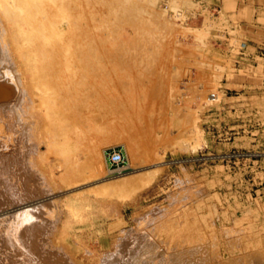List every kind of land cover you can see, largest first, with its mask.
<instances>
[{"label": "rangeland", "instance_id": "1", "mask_svg": "<svg viewBox=\"0 0 264 264\" xmlns=\"http://www.w3.org/2000/svg\"><path fill=\"white\" fill-rule=\"evenodd\" d=\"M61 2L39 78L0 6V264H264V0Z\"/></svg>", "mask_w": 264, "mask_h": 264}, {"label": "bare ground", "instance_id": "2", "mask_svg": "<svg viewBox=\"0 0 264 264\" xmlns=\"http://www.w3.org/2000/svg\"><path fill=\"white\" fill-rule=\"evenodd\" d=\"M61 0H0V6H1V9H3V10H5V12H3V14H5L6 15V17L9 19L8 20V22H11L12 23V25H14V26H16L17 28H16V30H14L15 32H17V34H18V36H16L17 37V42L19 43V45L20 46H22L23 48H24V50H23V53L26 51V49L27 50H29V52L28 51H26L25 52V56L27 55L28 57L30 56V58H29V61H28V59H25L26 61H28L27 63L25 62V64H28V66L27 67H29L30 66V71H31V73H34L33 71H32V69L34 70V71H36L37 73H39L40 72V75H38V77H37V74L35 75V73L33 74L34 75V78H39V76H41L42 74H41V72L42 73H45V71L46 72H49V71H47V68H49L48 66L49 65H51V64H53L54 65V63H52L53 61L54 62H58V60L57 61H55V60H50L49 59V53H48V55H47V53L45 54V52H44V54L45 55H47V56H45V57H41V55L43 54V53H41V51H42V49H43V47H46V48H48V47H50V41L49 40H51V38L54 36L55 38V40H57V37H59V39L62 41L64 38H63V36H64V33H67V32H69V33H72V34H74L75 33V30L74 29H64V28H58V25H64V24H69V21L67 22V20H66V18H64L65 16L67 17V19L69 18L68 17V15L69 14H65V13H63V12H66L67 11V9L62 5V3L63 2H61L60 4L61 5H59L58 4V2H60ZM96 2H97V0H95ZM103 1V0H102ZM106 1V0H105ZM110 1V0H109ZM122 1V0H121ZM124 1V0H123ZM99 2V1H98ZM102 3V2H101ZM126 3V2H125ZM124 3V4H125ZM129 3H131V2H129ZM65 4H68V1H67V3H65ZM71 4V3H70ZM95 4V3H94ZM98 4V3H97ZM106 4V3H105ZM109 4V3H108ZM119 4V3H118ZM78 5H79V3H78ZM102 5V4H101ZM110 5V4H109ZM122 5V4H121ZM113 5H111V7H112ZM120 6V5H119ZM67 7V6H66ZM57 8V10L59 11L58 13H63V17H61V19H60V16L61 15H58V14H54L55 13V9ZM68 8H71V7H68ZM115 8V7H114ZM117 8V7H116ZM119 8V7H118ZM121 8H123V7H121ZM65 9H66V11H65ZM120 9V8H119ZM110 11H112V10H110ZM109 11V12H110ZM118 11V10H117ZM124 11V10H123ZM70 12V11H69ZM119 12V11H118ZM122 13V12H121ZM64 14H65V16H64ZM74 14H76V13H74ZM4 15V16H5ZM54 15H58V17L59 18H56L55 17V19H59V20H61V21H58V23H57V28L54 26L53 27V29L54 28H56L55 30H50L51 28H50V22H48V21H50V19H52L53 17L52 16H54ZM72 16V15H71ZM76 16V15H75ZM107 16V15H106ZM149 16V15H148ZM77 17V16H76ZM54 18L52 19V21L53 20H55ZM111 19V18H110ZM57 21V20H56ZM66 21V22H65ZM53 25H55V23L53 24L52 23V26ZM28 27V28H27ZM76 28V27H75ZM82 29V28H81ZM43 30H44V33L45 32H48L49 30L50 31H53V33H52V35H50V34H46V35H43L44 33H43ZM77 30V29H76ZM79 31H80V29H78ZM86 30V29H85ZM85 30H84V32H85ZM94 30H96V28L94 29ZM98 30V29H97ZM82 31V30H81ZM80 31V32H81ZM12 32V31H11ZM77 32V31H76ZM43 33V34H42ZM82 33V32H81ZM86 33V32H85ZM87 33H88V31H87ZM96 33V32H95ZM20 34V35H19ZM79 34V33H78ZM15 35V34H14ZM63 35V36H62ZM75 35L77 36V34L75 33ZM82 35V34H81ZM99 35V34H98ZM7 36V35H6ZM51 38H50V37ZM62 36V37H61ZM90 36V35H89ZM93 36V35H92ZM16 37H15V39H16ZM65 37H66V35H65ZM81 37V36H80ZM91 37V36H90ZM97 37V36H96ZM4 38V37H3ZM74 38V37H73ZM92 38V37H91ZM6 39V38H5ZM5 39H3V41H5ZM42 39L44 40L43 42H42ZM53 39V38H52ZM68 39V38H67ZM70 39V38H69ZM69 39H68V41H69ZM82 39H85V37H83V38H81V40ZM99 39V38H98ZM19 40V41H18ZM64 41V40H63ZM67 41V42H68ZM71 41V40H70ZM69 41V42H70ZM53 42V41H52ZM65 42V41H64ZM67 43V44H70V43ZM21 43V44H20ZM63 43V42H62ZM66 43V42H65ZM77 43V42H76ZM15 44V43H14ZM53 44V43H52ZM18 45V46H19ZM71 45V44H70ZM68 46V47H71V46ZM81 46H82V48L84 49L85 47H83L84 45H82L81 44ZM2 47V46H1ZM0 47V48H1ZM21 47V48H22ZM65 47V46H64ZM78 47V46H77ZM80 47V46H79ZM55 48V47H54ZM53 48V49H54ZM66 48V47H65ZM67 49V48H66ZM32 50V51H31ZM52 50V49H51ZM78 50V49H77ZM31 51V52H30ZM45 51V50H44ZM48 51V50H47ZM79 51V50H78ZM77 51V52H78ZM86 52V51H85ZM84 52V53H85ZM51 54V53H50ZM56 54V53H55ZM69 54V53H68ZM74 54V53H73ZM83 54V53H82ZM86 54H87V52H86ZM91 54V53H90ZM23 55V54H22ZM85 55V54H84ZM88 55V54H87ZM114 55V54H113ZM110 56V55H109ZM125 56V55H124ZM73 57V56H72ZM87 57V56H86ZM119 57V56H118ZM53 58V57H52ZM71 59V58H70ZM83 59H85V58H83ZM88 59H90V56L88 57ZM115 59V58H114ZM79 60V59H78ZM69 61V60H68ZM83 61H86V60H83ZM89 61V60H88ZM59 62H60V60H59ZM63 62V61H62ZM66 62V61H65ZM75 62H77V61H75ZM72 63H73V61H72ZM80 63V62H79ZM91 63H93V62H91ZM58 64V63H57ZM57 64H55L56 66H57ZM55 65H54V67H55ZM59 65V64H58ZM61 65V64H60ZM76 65V64H75ZM118 66V65H117ZM60 68V67H59ZM142 68V67H141ZM51 69H53L52 67H51ZM61 69V68H60ZM88 69V68H87ZM118 69V68H117ZM48 70H50V68L48 69ZM54 70V69H53ZM64 70H65V68H64ZM84 70V69H83ZM86 70V69H85ZM107 70V69H106ZM51 72H52V70H50ZM56 71V70H55ZM67 71H69V70H67ZM71 71V70H70ZM78 71H82V70H78ZM120 71V70H119ZM51 72H49L50 74H51ZM59 72H61V71H59ZM72 72V71H71ZM70 72V73H71ZM107 72V71H106ZM117 72V71H116ZM30 73V72H29ZM48 73V74H49ZM54 73V72H53ZM68 73V72H67ZM73 73V72H72ZM78 73V72H77ZM83 73V72H82ZM141 73V72H140ZM110 74V73H109ZM112 74V73H111ZM128 74V73H127ZM139 74V73H138ZM56 75H58V74H56ZM62 75V74H61ZM64 75V74H63ZM97 75V74H96ZM130 75V74H129ZM72 76V75H71ZM116 76V75H115ZM122 76V75H121ZM127 76V75H126ZM139 76V75H138ZM43 77V76H42ZM42 77H40V79L42 78ZM52 76H50V78H51ZM61 76H59V78H60ZM79 77V76H78ZM77 77V78H78ZM81 77V76H80ZM131 77V76H130ZM141 77V76H140ZM53 78V77H52ZM51 78V79H52ZM56 78V77H55ZM93 78V77H92ZM108 78V77H107ZM116 78V77H115ZM57 79V78H56ZM55 79V80H56ZM67 79H69V78H67ZM74 79V78H73ZM84 79V78H83ZM82 79V80H83ZM104 79V78H103ZM109 79H111V78H109ZM141 79V78H140ZM145 79V78H144ZM42 80H43V78H42ZM127 80V79H126ZM149 80V79H148ZM37 81V80H36ZM50 82L52 81V80H49ZM58 81V80H57ZM131 81V80H130ZM129 81V82H130ZM140 81V80H139ZM1 82V81H0ZM44 82H47V80H45V78H44ZM72 82V81H71ZM3 83V82H2ZM1 83V85H0V90H2L3 89V87L5 86H3L2 87V84ZM53 83V82H52ZM106 83V82H105ZM117 83V82H116ZM131 83H132V81H131ZM5 84H7V82L5 83ZM39 85H41L42 87H44V88H46V87H48L49 86V84L47 83H42V84H40V83H38ZM56 84H58V83H56ZM72 84V83H71ZM96 84V83H95ZM107 84V83H106ZM111 84V83H110ZM130 84V83H129ZM61 85V84H60ZM143 85V84H142ZM7 86V85H6ZM51 86V85H50ZM63 86V85H62ZM79 86V85H78ZM98 86V85H97ZM111 86V85H110ZM117 86V85H116ZM133 86V85H132ZM131 86V87H132ZM1 87H2V89H1ZM56 87V86H55ZM91 87V86H90ZM95 87V86H94ZM109 87V86H108ZM114 87V86H113ZM145 87V86H144ZM5 88V87H4ZM11 88V87H10ZM40 88V87H39ZM66 88V87H65ZM87 88V87H86ZM99 88V87H98ZM102 88V87H101ZM101 88H99L100 90H101ZM125 88H127V87H125ZM6 89V88H5ZM47 89V88H46ZM53 89V88H52ZM122 89V88H121ZM139 89H140V87H139ZM88 90V89H87ZM102 90H103V88H102ZM109 90V89H108ZM128 90V89H127ZM131 90V89H130ZM52 91H54V90H52ZM68 91V90H67ZM85 91V90H84ZM111 91V90H110ZM7 92V91H6ZM97 92H98V90H97ZM40 93V92H39ZM47 93H48V91H47ZM58 93V92H57ZM62 93V92H61ZM95 93H96V91H95ZM14 94V93H13ZM12 94V95H13ZM89 94V93H88ZM47 95V94H46ZM46 95H44L45 97H46ZM73 95V94H72ZM124 95V94H123ZM68 96V95H67ZM6 97V96H5ZM10 97V96H9ZM48 97V96H47ZM78 97V96H77ZM93 97V96H92ZM109 97V96H108ZM117 97V96H116ZM87 98V97H86ZM86 98H84V99H86ZM9 99V98H8ZM7 98H6V100H8ZM57 99V98H56ZM73 99V98H72ZM83 99V98H82ZM97 99V98H96ZM101 99V98H100ZM22 100V99H21ZM67 100V99H66ZM79 100V99H78ZM99 101V100H98ZM93 104V103H92ZM67 107V106H66ZM54 109V108H53ZM65 109V108H64ZM50 111L52 112V110L50 109ZM53 113H54V110H53ZM52 113V114H53ZM56 114V113H55ZM62 114V113H61ZM65 115V114H64ZM56 118V117H55ZM55 118H53L54 119V122L57 120V119H59V118H57V119H55ZM68 119V118H67ZM59 120H62L61 118L59 119ZM58 121V120H57ZM63 122V121H62ZM99 125V124H98ZM114 125V124H113ZM102 126V125H101ZM110 126V125H109ZM106 127V126H105ZM67 128V127H66ZM62 129V128H61ZM39 131V130H38ZM53 131V130H52ZM106 131V130H105ZM6 133V132H5ZM4 135V134H3ZM2 135V136H3ZM52 135V134H51ZM7 136V135H6ZM9 137V136H8ZM65 137V136H64ZM7 138V137H6ZM62 138V137H61ZM21 139V138H20ZM66 140V139H65ZM70 140V139H69ZM65 142H67V141H65ZM10 144V143H9ZM65 144V143H64ZM1 145H2V143H1ZM1 148V147H0ZM11 148V147H10ZM95 149V148H94ZM65 151V150H64ZM70 151V150H69ZM95 151V150H94ZM96 152V151H95ZM37 154V153H36ZM69 154V153H68ZM98 154V153H97ZM71 155V154H70ZM92 155V154H91ZM64 156V155H63ZM67 156V155H66ZM98 156V155H97ZM27 158V157H26ZM71 158V157H70ZM98 158V157H97ZM96 159V158H95ZM100 160H101V158H100ZM98 161V160H97ZM71 162H73V161H71ZM88 162V161H87ZM91 162V161H90ZM99 162H101V161H99ZM102 163V162H101ZM100 163V164H101ZM75 164V163H74ZM98 164V163H97ZM70 165H72V164H70ZM103 165V164H102ZM68 166H69V164H68ZM93 167V166H92ZM69 168V167H68ZM126 168V167H125ZM73 169H75V168H73ZM72 169V170H73ZM92 168H90V170H91ZM149 168H147L146 170H147V173L145 174V175H142L141 177L139 176V177H135V174L138 176V174L141 172V170H140V172L139 173H134V172H128V173H122V174H119V175H102L101 174V172H99L100 173V175H102V176H104V177H102V176H100L102 179L101 180H99L100 182V186H102V190L103 191H107V192H109V190L110 191H112L113 192V194L114 193H117V194H119L120 193V195H121V193L122 194H124V193H128V192H130V190L132 191V189L134 190H136V189H139L140 187L142 188L148 181H149V178H150V176L152 175V174H150V170H152L151 168L148 170ZM75 170H77V168L75 169ZM79 170V169H78ZM87 170V169H86ZM92 170H94V168L92 169ZM143 170V169H142ZM71 171V170H70ZM122 171V170H121ZM144 171V170H143ZM156 171V170H155ZM72 172V171H71ZM71 172H69V174L71 173ZM84 172V171H83ZM89 172V171H88ZM96 172H98V171H96ZM106 172V171H105ZM109 172V171H108ZM120 172V171H119ZM149 172V173H148ZM112 173V172H111ZM134 173V177L135 178H133V174ZM145 173V172H144ZM61 174V173H60ZM86 174V173H85ZM89 175L91 174V173H88ZM88 174H86L87 176H85V177H88ZM94 174V173H93ZM92 174V175H93ZM143 174V173H142ZM91 175V176H92ZM128 176H129V178H128ZM152 176H154V174L152 175ZM99 177V178H100ZM67 178H68V176H67ZM71 178V177H70ZM90 178V177H89ZM126 178H128V179H126ZM131 178H133V179H131ZM151 178H154V177H151ZM69 179V178H68ZM85 179V178H84ZM86 179H88V178H86ZM70 180V179H69ZM71 180H73L72 178H71ZM70 180V181H71ZM79 180H81V179H79ZM152 179H150V181H151ZM75 181V180H74ZM97 181V180H96ZM76 182H77V180H76ZM79 183H81L82 181H78ZM90 182V181H89ZM84 183V182H83ZM102 184V185H101ZM148 184V183H147ZM95 187H97V185H94ZM99 186V185H98ZM98 188V187H97ZM99 188H101V187H99ZM98 188V189H99ZM97 189V190H98ZM101 189H99L98 190V192L100 191ZM115 190H117V191H120V192H114ZM79 191V190H78ZM97 192V193H98ZM133 192V191H132ZM135 192V191H134ZM110 193V192H109ZM108 193V194H109ZM101 194V193H100ZM102 194H105V192H103ZM107 194V195H108ZM112 193H110L109 195H111ZM106 195V194H105ZM108 195V196H109ZM119 195V196H120Z\"/></svg>", "mask_w": 264, "mask_h": 264}, {"label": "built area", "instance_id": "3", "mask_svg": "<svg viewBox=\"0 0 264 264\" xmlns=\"http://www.w3.org/2000/svg\"><path fill=\"white\" fill-rule=\"evenodd\" d=\"M104 160L106 169L110 173L125 169L128 163V157L122 145H113L105 148Z\"/></svg>", "mask_w": 264, "mask_h": 264}]
</instances>
